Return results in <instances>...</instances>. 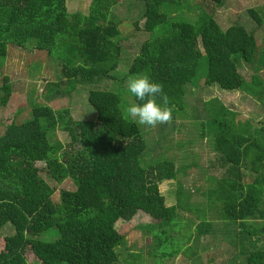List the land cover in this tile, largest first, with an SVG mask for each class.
I'll return each mask as SVG.
<instances>
[{"label":"trees","instance_id":"1","mask_svg":"<svg viewBox=\"0 0 264 264\" xmlns=\"http://www.w3.org/2000/svg\"><path fill=\"white\" fill-rule=\"evenodd\" d=\"M122 1L92 0L85 15L69 14L67 0H0V58L8 56L9 45L27 50L29 42H34L33 50L52 57L58 44L66 42L72 45L71 59L63 62L66 81L61 82L71 87L56 93L69 96L82 84L114 79L124 37L112 20V11ZM136 1L144 3L145 11L133 23L134 28L148 34L169 22L165 6L176 7L182 2ZM203 1L210 8L214 4L221 7L225 0ZM250 14L263 24L254 10ZM170 28L142 44L128 74H147L163 84L173 107L170 124L187 109L186 87L194 82L204 56L208 72L203 89L218 86L230 92L244 91L264 106L262 94L253 90L264 82L260 78L264 60L257 62L258 43L253 34L237 25L223 30L207 15L198 25L173 21ZM242 61L253 72V83L239 71ZM12 96L13 86L5 78L0 86V107H7ZM88 102L97 113L94 121H77L69 110L35 105L30 119L21 124L12 122L0 136V264H117L120 256L116 250L133 232L130 222L137 215L143 213L154 220L146 225L152 230L154 252L162 244L159 235L170 237L174 233L177 237L180 215L192 211L191 196L189 205L181 201L185 190L181 185L178 204L166 205L160 186L176 180L181 170L169 159L149 168L142 166L147 142L139 125L125 117L121 97L92 90ZM157 102H161L160 97ZM210 104L205 103L206 114L215 111ZM215 114L211 136L218 157L211 167L216 175L211 177L213 187L205 194L209 212L204 216L197 213L199 222H192L191 242L195 243V238L200 244L213 233V224L207 220L216 212L218 221L236 229L237 244L245 237L254 246L259 243L256 238L264 234V116L255 127L251 121H239V114L225 105ZM58 130L68 134L67 145L51 143L50 134ZM42 171L59 184L70 180L74 189H62L55 200V190L43 179ZM120 221L126 224L119 229L116 225ZM7 225L15 233L2 237ZM184 225L190 227L189 223ZM52 230L59 236L48 234ZM46 233L57 237L40 239ZM191 242L186 244L185 254ZM237 255L245 256L243 264H264V248Z\"/></svg>","mask_w":264,"mask_h":264},{"label":"rangeland","instance_id":"2","mask_svg":"<svg viewBox=\"0 0 264 264\" xmlns=\"http://www.w3.org/2000/svg\"><path fill=\"white\" fill-rule=\"evenodd\" d=\"M90 2L91 0H67L69 14H88ZM251 10L261 17L263 24H258L253 19L250 14ZM144 11V3L136 0H123L114 8L112 20L119 24V30L124 37L123 54L118 70L113 73L114 79L102 78L93 83L82 84L69 96L56 92L59 89L64 90L65 87H71L70 84L61 82L65 78L62 70L63 62L70 63L71 44L59 43L52 57L46 52L33 50L34 42H29L27 50L9 45L8 56L0 58V86L7 78L13 86V96L7 107H0V136L12 122L21 124L30 119L31 108L35 105L49 106L56 111L69 110L70 116L77 121H94L97 113L88 102L89 92L92 90L108 91L119 95L125 117L134 121L125 112L128 106L137 103L126 87L130 67L139 55L142 44L148 39L156 38L169 31L170 22L173 21H188L198 25L200 18L207 15L212 16L223 30L235 25L242 26L256 37L257 62L264 60V0H225L221 7L214 4L210 8L203 0H182L181 4L176 7L165 6L164 13L169 22L152 34L137 31L134 28L133 23L141 19ZM141 24L143 25V22ZM238 68L247 80L253 83L251 74L253 72L249 70L248 65L242 61ZM207 72L208 61L204 56L200 60L194 82L186 87L188 107L173 124H161L154 128L139 125L147 142V149L141 158L142 166L149 168L162 160L169 159L175 161L177 168L181 170L176 180L165 181L160 186L161 193L166 199V205L172 207L178 204L177 191L181 185L185 189L181 201L183 205H189L188 201L191 196L190 204L193 205L189 208L191 207L192 211L180 215L176 228L177 237L174 233L173 237L159 235L162 244L154 252L151 248L154 246V238L150 233L152 230L150 226H146L153 224L154 220L143 213L137 215L130 222L134 227L133 232L122 247L116 250L120 256L117 264H243L245 256L237 255L240 251L247 254L254 248H264V234L256 238L259 243H254V246L251 242L245 241V237L243 243L237 244L234 234L236 229L223 221H218L216 212L209 215V219L212 220H207L213 224V233L203 237L200 244L195 238L193 239L195 243L191 242L192 222L195 224L199 222L197 213L204 216L209 212L205 194L208 188L213 187L211 177L216 175L211 167L218 157L214 150L212 138L214 130L211 124L217 117L215 112L225 105L239 114L237 118L239 121L243 123L251 121L255 127L259 126L264 116L263 104L247 92L225 91L218 86L203 89L202 85ZM260 78L264 81V70L260 73ZM248 81L247 88L250 87ZM54 84L58 87H54ZM259 84L260 86L256 89L253 87V90L256 95L261 93L264 99V82H259ZM51 91L56 94H50ZM205 103H211L210 107H214L215 111L206 114ZM202 132H206L208 136L203 135ZM49 138L53 144L61 142L67 145L69 143L68 134L61 130L51 133ZM38 165L41 169L45 168L43 163ZM41 176L54 188L55 200L59 199L62 189H74L70 180L59 184L47 176L44 171ZM183 223H189L190 227ZM124 224L126 222L120 221L116 226L120 229ZM155 231L154 234H158ZM14 233V228L7 225L1 232V236H12ZM51 233L58 234L57 230H52L48 234ZM48 234L42 235L40 239L50 241L57 237ZM189 241L191 243L188 245L191 249L188 248L185 254L183 250ZM228 260H230L229 263Z\"/></svg>","mask_w":264,"mask_h":264},{"label":"clouds","instance_id":"3","mask_svg":"<svg viewBox=\"0 0 264 264\" xmlns=\"http://www.w3.org/2000/svg\"><path fill=\"white\" fill-rule=\"evenodd\" d=\"M127 91L140 103H133L125 109L129 118L138 125L156 127L172 122L173 107L164 92L162 83L153 81L147 74L130 75L126 81ZM160 97L161 102H157Z\"/></svg>","mask_w":264,"mask_h":264},{"label":"crops","instance_id":"4","mask_svg":"<svg viewBox=\"0 0 264 264\" xmlns=\"http://www.w3.org/2000/svg\"><path fill=\"white\" fill-rule=\"evenodd\" d=\"M92 1V0H91ZM90 5H91V2H90ZM90 8V7H89ZM89 13V12H88ZM85 15H87V14H85Z\"/></svg>","mask_w":264,"mask_h":264}]
</instances>
